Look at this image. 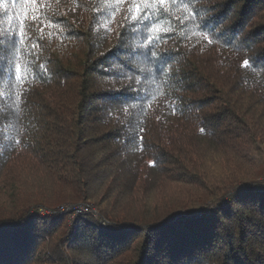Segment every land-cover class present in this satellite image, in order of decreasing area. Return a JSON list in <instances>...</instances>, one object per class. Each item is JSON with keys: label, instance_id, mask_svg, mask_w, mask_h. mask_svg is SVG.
<instances>
[{"label": "trees", "instance_id": "16d2710c", "mask_svg": "<svg viewBox=\"0 0 264 264\" xmlns=\"http://www.w3.org/2000/svg\"><path fill=\"white\" fill-rule=\"evenodd\" d=\"M254 152L264 0H0V264H264Z\"/></svg>", "mask_w": 264, "mask_h": 264}, {"label": "rangeland", "instance_id": "374dc122", "mask_svg": "<svg viewBox=\"0 0 264 264\" xmlns=\"http://www.w3.org/2000/svg\"><path fill=\"white\" fill-rule=\"evenodd\" d=\"M253 158H254V161L256 162V164H259L261 163V161L263 160L264 162V155L261 157L260 155H257L255 152L253 153ZM260 180H263L264 181V175L260 178ZM217 201L218 200H215V201H208L207 203H205L203 206H202V209L200 211H198V213H209L210 211H213V208L217 207ZM88 209L87 212H90V214H92L95 218L98 217V213L94 210L93 206H88V205H83V204H78V205H69V204H63V206L61 205L58 209L59 211L61 210H64V209H68V211H70V215H69V218H68V223L70 224L71 221H72V218L73 216L76 214V213H84L86 212L85 210L83 211H79L77 209ZM92 207V208H91ZM48 212L50 213L49 211L45 210L44 208H37L35 210H33V212ZM41 215H44L43 213Z\"/></svg>", "mask_w": 264, "mask_h": 264}, {"label": "built area", "instance_id": "2783aa9c", "mask_svg": "<svg viewBox=\"0 0 264 264\" xmlns=\"http://www.w3.org/2000/svg\"><path fill=\"white\" fill-rule=\"evenodd\" d=\"M85 208H86V207H85ZM91 208H92V207H91ZM77 210H79L80 212L83 211V210H85L86 212L88 211L87 208H86V209H77ZM34 213H38V214H42V213H43V214H47L48 212L45 211V212H41V213H40V212H34ZM97 219H98V217H97ZM99 222H100L101 224L105 225V222H103V221H101V220H99Z\"/></svg>", "mask_w": 264, "mask_h": 264}, {"label": "snow or ice", "instance_id": "6c2138e0", "mask_svg": "<svg viewBox=\"0 0 264 264\" xmlns=\"http://www.w3.org/2000/svg\"><path fill=\"white\" fill-rule=\"evenodd\" d=\"M31 2L35 3L36 0H31ZM161 2H162V0H161ZM19 35H21V33H17V36H19ZM154 165H155V161L150 162V166H154Z\"/></svg>", "mask_w": 264, "mask_h": 264}]
</instances>
